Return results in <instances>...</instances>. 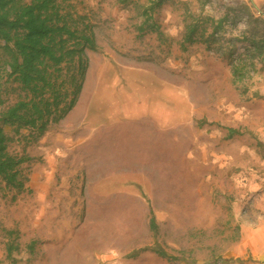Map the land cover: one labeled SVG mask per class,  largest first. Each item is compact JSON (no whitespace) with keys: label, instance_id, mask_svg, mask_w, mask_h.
<instances>
[{"label":"rangeland","instance_id":"374dc122","mask_svg":"<svg viewBox=\"0 0 264 264\" xmlns=\"http://www.w3.org/2000/svg\"><path fill=\"white\" fill-rule=\"evenodd\" d=\"M150 4L57 1L97 44L72 114H157V127L140 126L138 152L125 145L126 173L58 167L55 190L46 135L7 128L28 179L0 182V264H264V0ZM187 12L223 20L210 45L182 48ZM5 80L0 111L23 94Z\"/></svg>","mask_w":264,"mask_h":264},{"label":"trees","instance_id":"16d2710c","mask_svg":"<svg viewBox=\"0 0 264 264\" xmlns=\"http://www.w3.org/2000/svg\"><path fill=\"white\" fill-rule=\"evenodd\" d=\"M57 1L0 0V104L5 103L2 98L4 78L5 82L11 79L17 82L23 92L0 111V182L19 190L28 179L21 168L27 158L9 151L14 136L7 128H11L14 135L23 129L34 130L39 138L51 123L64 118L76 105L82 90L88 67L85 50L97 49L92 30L72 25L71 14L63 13ZM150 1L144 9L146 13L165 0ZM222 22L202 13L187 12L182 48L196 42L209 44L207 25L210 23L212 33H216ZM154 24L150 29L157 30ZM238 132L229 129L228 137ZM150 228H156L154 216L150 219ZM13 248L9 246V253ZM158 251L163 256L168 255L163 250ZM138 253L133 252L131 256Z\"/></svg>","mask_w":264,"mask_h":264},{"label":"crops","instance_id":"0c3cea01","mask_svg":"<svg viewBox=\"0 0 264 264\" xmlns=\"http://www.w3.org/2000/svg\"><path fill=\"white\" fill-rule=\"evenodd\" d=\"M100 85L101 83L98 86ZM81 92L83 93V90ZM95 93L97 92L95 91ZM79 103L80 100L75 108ZM93 104H95L94 100ZM73 110L59 121L58 131L48 129L47 134H44V136L46 135L44 152L46 160H48V175H45V181L53 183L56 168L67 165L75 168L71 174L78 173L80 170L77 168L82 166L97 168L96 173L103 176L126 173V170H118V167L129 165L124 160V151L128 147H131V150H135V152L142 148L140 136L136 134L140 126L142 127V124L146 123L143 125H150L154 129L157 127V114H102L98 112L94 114H75V112L72 114ZM147 120L151 123H147ZM111 153L113 156L109 158ZM107 166L111 169L104 171L98 169ZM90 171L94 172L93 169ZM37 179L35 173L31 177V184L35 188L38 183ZM101 180L102 178L95 181L89 191L98 190L99 182L102 183ZM51 185L50 189L55 190L53 189L54 183ZM44 188H47L46 183Z\"/></svg>","mask_w":264,"mask_h":264}]
</instances>
